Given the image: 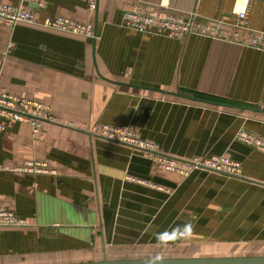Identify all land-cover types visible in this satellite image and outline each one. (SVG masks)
Instances as JSON below:
<instances>
[{"label": "crops", "instance_id": "1", "mask_svg": "<svg viewBox=\"0 0 264 264\" xmlns=\"http://www.w3.org/2000/svg\"><path fill=\"white\" fill-rule=\"evenodd\" d=\"M38 1L0 0L36 20L0 25V88L50 106L57 123L33 136L4 120L0 167L39 161L56 174L0 170V207L28 222L0 227V264L264 256V153L237 139L246 130L264 141V50L122 24L136 9L232 29L246 8L247 28L264 32V0H96L94 11L89 0ZM58 16L92 24L96 40L40 26ZM100 124L134 130L178 159L229 157L243 176L165 171L92 136Z\"/></svg>", "mask_w": 264, "mask_h": 264}, {"label": "built area", "instance_id": "2", "mask_svg": "<svg viewBox=\"0 0 264 264\" xmlns=\"http://www.w3.org/2000/svg\"><path fill=\"white\" fill-rule=\"evenodd\" d=\"M36 3L39 7L45 4L38 0H28ZM96 0H89V9L96 10ZM160 8H166L161 4ZM233 28H225L224 21L215 20L205 23L199 20L196 13H190L188 17H180L164 14L158 10L129 9L124 12L122 24L124 27L143 34L166 35L175 39H182L186 35L198 34L212 39L224 40L242 46L264 50V32L247 28V9L237 10L234 14ZM18 24H36L35 14L25 5L10 6L0 4V25L15 27ZM40 26L85 39L96 40L97 35L92 24H83L69 18L58 16L46 18ZM12 120L28 124L32 129L33 136H37L45 123H57L50 106L31 99L15 96L0 88V131L5 129L3 121ZM67 126L73 127L69 123ZM91 135L98 138L128 146L142 152L143 156L155 162L161 169L188 178L197 171L216 173L232 178H241L243 168L241 163L226 156H210L206 158L195 157L182 160L171 157L163 152L155 142L146 140L134 130L100 124L91 130ZM237 139L242 143L256 148L264 153V141L254 134L241 130ZM0 170L27 173L33 175H55L56 171L39 161H27L13 169L0 167ZM147 184L146 182H142ZM148 185V184H147ZM155 188L158 189L157 186ZM161 189V188H159ZM26 219L19 217L14 212L0 207V227H25Z\"/></svg>", "mask_w": 264, "mask_h": 264}, {"label": "water", "instance_id": "3", "mask_svg": "<svg viewBox=\"0 0 264 264\" xmlns=\"http://www.w3.org/2000/svg\"><path fill=\"white\" fill-rule=\"evenodd\" d=\"M182 97L179 94H175ZM203 103L217 104L207 100L190 98ZM77 264H264L261 257H210V258H181V259H135V260H107Z\"/></svg>", "mask_w": 264, "mask_h": 264}]
</instances>
